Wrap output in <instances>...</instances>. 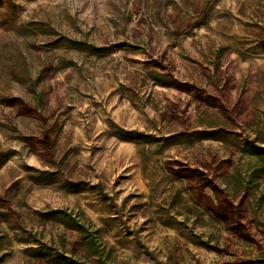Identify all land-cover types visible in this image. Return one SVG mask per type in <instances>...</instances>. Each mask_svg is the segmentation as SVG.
<instances>
[{
	"label": "rangeland",
	"instance_id": "1",
	"mask_svg": "<svg viewBox=\"0 0 264 264\" xmlns=\"http://www.w3.org/2000/svg\"><path fill=\"white\" fill-rule=\"evenodd\" d=\"M0 264H264V0H0Z\"/></svg>",
	"mask_w": 264,
	"mask_h": 264
},
{
	"label": "trees",
	"instance_id": "2",
	"mask_svg": "<svg viewBox=\"0 0 264 264\" xmlns=\"http://www.w3.org/2000/svg\"><path fill=\"white\" fill-rule=\"evenodd\" d=\"M175 138V136L171 137ZM176 138H179L178 135ZM44 142H48V137L45 136L43 139ZM178 176L185 177L189 182L191 183V186L189 187V192L191 194H195L194 189L196 191V199H194L197 203H199L209 214L220 218V215L218 214V211L221 209L222 206V200L218 193V191L210 185L207 177L201 172L198 168H191L187 165H180L177 169ZM205 188H211L212 189V196L208 195L205 192ZM57 216H59V220L62 222L63 225H66L64 216L66 213L62 211H57L55 213ZM70 217V215H67ZM77 226V224H76ZM77 230L79 227H76ZM100 244L98 243V240L93 237L92 240L86 241V249L90 253L91 256L100 258L101 251L99 250ZM100 260V259H99Z\"/></svg>",
	"mask_w": 264,
	"mask_h": 264
}]
</instances>
